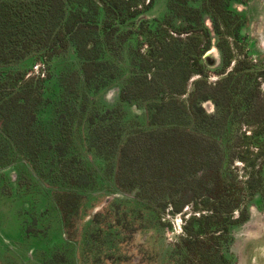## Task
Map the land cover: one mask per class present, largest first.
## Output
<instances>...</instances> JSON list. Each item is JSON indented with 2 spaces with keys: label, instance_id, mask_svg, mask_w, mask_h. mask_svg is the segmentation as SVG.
I'll use <instances>...</instances> for the list:
<instances>
[{
  "label": "trees",
  "instance_id": "16d2710c",
  "mask_svg": "<svg viewBox=\"0 0 264 264\" xmlns=\"http://www.w3.org/2000/svg\"><path fill=\"white\" fill-rule=\"evenodd\" d=\"M146 1L0 0V173L21 178L26 163L70 234L86 196L111 182L118 199L87 234L109 261L149 222L169 226L168 209L195 206L208 215L185 225L188 259L229 264L216 244L231 240L255 196L264 199V63L242 35L243 1L168 0L160 18L147 17L157 0ZM214 48L222 64L210 69ZM38 62L46 79L27 78ZM210 72L221 79L209 84ZM117 85L120 103L110 107L104 93ZM128 105L144 116L129 117ZM243 127L251 135H236ZM236 155L252 169L247 179L231 170Z\"/></svg>",
  "mask_w": 264,
  "mask_h": 264
},
{
  "label": "rangeland",
  "instance_id": "374dc122",
  "mask_svg": "<svg viewBox=\"0 0 264 264\" xmlns=\"http://www.w3.org/2000/svg\"><path fill=\"white\" fill-rule=\"evenodd\" d=\"M167 5L168 0H157L153 10L154 17H162L167 10ZM248 13L251 15L248 33L258 42V49L262 54L260 58L264 59V0H252ZM229 43L235 57L239 58L243 55L240 49L235 48L232 38L229 39ZM252 59L256 63L261 61L256 57ZM204 61L210 69L220 68L222 64L220 51L217 48L212 49L204 57ZM234 65L235 62L232 63L231 68ZM209 77L210 80L217 81L220 75L211 72ZM262 93L264 94V84ZM104 94L110 107L120 103L119 85L105 91ZM206 108L213 110L211 105H207ZM126 111L129 117L140 115V109L134 105L126 106ZM242 132H247L249 135L252 131L247 127L235 130L236 135ZM238 150L235 148V151ZM252 151L253 159L260 154L256 148H252ZM263 158L264 154L260 161H263ZM231 170L240 180L247 179L252 172L251 168L247 170L245 164L238 161L237 155L234 156ZM23 173L18 180L16 173L7 171L2 174L4 186L2 180L0 181V264H194L191 259H188L187 246L183 245L182 239H187V235L183 231V219L179 216L171 220L166 218V225L172 226L173 230H169V226L157 225L156 221L149 222L146 228L136 234L135 238L117 246L118 251L112 252L113 260H107V252L100 257L95 256L93 252L88 254L83 235L94 230L93 226L89 227L94 215L99 213L104 216L107 208L113 204V200L118 199L117 196H112V193L116 192V187L111 182L104 181L99 190L88 194L77 223L76 234L79 235H75L74 241H71L64 234L62 221L59 219L54 203L47 197L45 192L47 187L42 183L41 185L36 183L30 172ZM202 211L195 209V206L194 208L190 206L186 213L190 218L208 215V213L203 215ZM240 211H237L233 217H238ZM254 217H251L248 222ZM99 219L103 221V217ZM184 235H186L185 238H182ZM254 236L256 240L260 238L259 235ZM209 237L212 236L206 239ZM258 242H251V245L255 243L251 251L255 261H260L257 256L264 253V246L258 248ZM218 247L216 251H222L224 245L221 244ZM193 258L196 259L194 255ZM230 260L229 264H232Z\"/></svg>",
  "mask_w": 264,
  "mask_h": 264
},
{
  "label": "flooded vegetation",
  "instance_id": "af4514ba",
  "mask_svg": "<svg viewBox=\"0 0 264 264\" xmlns=\"http://www.w3.org/2000/svg\"><path fill=\"white\" fill-rule=\"evenodd\" d=\"M241 1H243L244 4H235V8H236L238 13L243 14L245 16V20H244L245 21V26L242 28V35H243V37L247 38L248 47L253 52L252 58L256 57L257 59L261 60L262 63H264V59L260 58L262 56V54H261V51L258 49V42L255 41L254 39H252L251 38V34L248 33L249 28H250V23H251V15L248 13V7H249V5H250L252 0H241ZM148 3H149V0L146 1V4H148ZM156 4H157V1H156ZM156 4H155V6H156ZM154 9H155V7L151 10V12L148 13V15H147L148 18H154V13H153ZM151 13H153V14H151ZM209 24L211 25V23H209ZM244 31L246 33H244ZM254 62H255V60H254ZM227 72H229V71H227ZM32 77L38 78V79H46V77H47L46 65L44 63H42V62H38L37 64H35L34 67L32 68V70L29 71V73L27 75V78H32ZM221 77L222 76L220 75V78L218 80H220ZM198 78H199V76H195V77H193L191 79V81L189 83V88L192 86L193 82L196 79H198ZM217 81L210 80V77L208 79L209 84H215ZM104 99L106 101V96L105 95H104ZM138 109H140V108H138ZM143 116H144V111L142 109H140V115H136L135 117H143ZM25 165L27 166V169H28L27 172H30L32 174L33 178L36 180L35 175L30 170L29 166L26 163H25ZM3 173H5V172L0 173V181L2 180V184L4 186V182L5 181H4V178L2 177ZM14 173H16V172H14ZM16 178L18 180L21 179L20 176L17 173H16ZM37 182L40 185L42 183V182L36 181V183ZM42 184L45 185L44 183H42ZM47 189H49V188L47 187ZM45 192L48 195L47 197L50 200H52V202L54 203V207L57 210V213L59 215V219L62 221L61 214H60V211H59V209H58V207H57V205H56V203L54 201L53 194L50 193L48 190L45 191ZM82 208H83V206H82ZM82 208H81V211H82ZM108 208H107V210H108ZM189 208H190L189 206L186 207L184 209V212L186 213V210H188ZM171 210L172 209H168L166 211L165 215L163 216L164 217L163 222L164 221L167 222L166 218L171 220V219H174V218H176L178 216L182 217V219H183V231H184L185 225L187 224V221L189 220L190 217L188 216L187 213L185 214L184 212H181L180 214H176V215H171L170 214ZM241 212L242 211H240V215L238 217H233V220L239 219L241 217ZM235 213H237V211L234 212L233 216L235 215ZM80 214H81V212H80ZM96 215H94V217L92 218V221L90 222L89 227L93 226V221H94ZM251 217H254L253 220H251L252 222L251 221L248 222L251 219ZM61 224H62V229L65 232L64 233L65 236H67L69 240L74 241L73 238L75 237V235H79V234H76L77 231H78V225L76 227V231L73 234H70L64 228L63 222H61ZM169 230H173V227L169 226ZM140 231L141 230H139L137 233H139ZM257 231L258 232L262 231L263 234H264V199L262 198V196H259V195L255 196L253 202L251 204H249L248 209L246 211V220L240 222V224L232 226V233H230L231 240L228 243H226L224 245V249H222L223 250V254L226 255V257H227V260L229 261L231 259L232 254H234L232 260H230V262L232 264H248V262H249L248 260H250V261L253 260L254 263L264 264V253H260L261 255L257 256L260 261H255L253 259L252 254H251V251H253V248L255 247V243L251 245L252 241H259L257 243L258 244V248L264 246V238H262V237H264L263 234H262V237L258 238L259 240L258 239L257 240L254 239L255 238L254 235L252 236V234L258 233ZM87 234L89 235V233L87 232L83 236H84V241H85V247L87 249L88 254H92V252H93L95 254V256L100 257L99 255H96V253L93 250H91V248L89 250V247H91V245H90V241H88V239H87L88 238ZM136 234L134 235L133 238H135ZM217 235H219V234H217ZM256 235H258V234H256ZM183 237H185V235ZM179 239H181V238H179ZM218 244H220L219 246H221L222 242L219 241Z\"/></svg>",
  "mask_w": 264,
  "mask_h": 264
},
{
  "label": "crops",
  "instance_id": "0c3cea01",
  "mask_svg": "<svg viewBox=\"0 0 264 264\" xmlns=\"http://www.w3.org/2000/svg\"><path fill=\"white\" fill-rule=\"evenodd\" d=\"M258 232V231H257ZM256 234H258L260 237L262 236V234H263V232L261 231V232H258V233H256ZM253 235H255V234H252V236ZM249 262H248V264H259V263H254L253 262V260L252 261H250V260H248Z\"/></svg>",
  "mask_w": 264,
  "mask_h": 264
}]
</instances>
